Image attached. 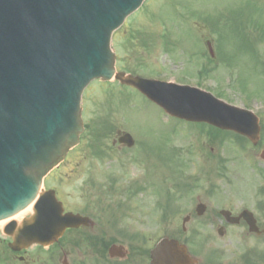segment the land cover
<instances>
[{
	"label": "rangeland",
	"instance_id": "1",
	"mask_svg": "<svg viewBox=\"0 0 264 264\" xmlns=\"http://www.w3.org/2000/svg\"><path fill=\"white\" fill-rule=\"evenodd\" d=\"M261 36L264 0H145L142 8L115 33L112 43L120 59L118 70L126 68L143 76L162 74L167 75L165 78L208 82L216 93H223L224 100L252 109L264 123ZM209 38L217 49L213 61L205 46ZM83 103L89 128L81 144L69 153L70 162L65 161L49 178L53 182L59 176L53 185L69 202L79 200L77 191L81 184L93 191L80 194L84 204L92 202L97 192H105L99 197L100 206H114L124 201L119 191L132 193L135 187L142 186L144 190L138 196L148 207L157 205L158 199L168 192L173 197L179 196L176 192L190 197L209 190L255 191L264 187L260 175L264 162L258 156L264 148L263 130L261 143L256 147L233 133L171 120L141 94L115 81L92 82L84 92ZM128 129L145 139L147 149L156 151L148 158L153 166L146 165L147 172L144 162L127 165L117 152L107 150L110 155L100 157L87 147L90 138L95 137L93 132L99 134L98 142L107 149L111 140L105 138L106 133ZM149 167L158 172L156 179L149 176ZM62 173L73 176V180L69 178L70 185L65 178L60 181ZM91 176L98 179L93 184ZM136 178L139 180L134 186ZM109 190L115 197L107 196ZM102 197H107L105 202ZM177 200L179 204L184 198ZM188 205L187 202L185 206ZM184 212L176 215L174 222H181ZM148 218L149 237L155 238L163 231L158 228V214H149Z\"/></svg>",
	"mask_w": 264,
	"mask_h": 264
},
{
	"label": "water",
	"instance_id": "2",
	"mask_svg": "<svg viewBox=\"0 0 264 264\" xmlns=\"http://www.w3.org/2000/svg\"><path fill=\"white\" fill-rule=\"evenodd\" d=\"M142 1L0 0V220L27 207L40 193L45 175L78 143L81 93L95 78L115 77L171 115L257 141L259 123L250 112L203 99L188 87L116 73L112 32ZM208 46L213 53L210 42ZM60 215V206L40 203L37 218L26 224L27 234L20 240L55 236L64 222L71 223ZM176 247L174 241H162L152 253L153 264H159L165 249L170 261Z\"/></svg>",
	"mask_w": 264,
	"mask_h": 264
},
{
	"label": "flooded vegetation",
	"instance_id": "3",
	"mask_svg": "<svg viewBox=\"0 0 264 264\" xmlns=\"http://www.w3.org/2000/svg\"><path fill=\"white\" fill-rule=\"evenodd\" d=\"M120 132L110 138V145L99 156H109L108 151L117 152L127 165L144 162L147 172L146 165L153 166L148 158L156 151L147 149L145 139L137 134L132 146L118 144L116 139ZM149 170V176L156 179L158 172L154 173L150 167ZM64 178L70 185L68 179L73 176H60V181ZM261 178L264 181V175ZM89 180L94 181L92 176ZM138 180L133 179L134 186ZM56 181L47 180L46 187L55 189L63 203L64 214L79 215L86 221L66 228L50 245L34 243L18 249L11 247L13 239L0 226V264H152V250L163 238L177 240L186 247L185 254L174 258V264H264V187L255 191L209 190L190 197L178 192L179 196L173 197L168 192L158 199L157 205L148 207L139 199L144 189L138 186L132 193L119 191L120 196H124L119 204L100 206L98 195L84 204L80 194L88 190L83 184L77 191L79 200L69 202L58 186L53 185ZM106 193L108 197H115L112 190ZM183 198L176 204L177 199ZM106 199L104 197L103 201ZM187 202L189 205L185 206ZM183 210L181 222H174L175 216ZM153 213L158 214V228L163 230L155 238L148 233V215Z\"/></svg>",
	"mask_w": 264,
	"mask_h": 264
},
{
	"label": "bare ground",
	"instance_id": "4",
	"mask_svg": "<svg viewBox=\"0 0 264 264\" xmlns=\"http://www.w3.org/2000/svg\"><path fill=\"white\" fill-rule=\"evenodd\" d=\"M31 207H32V204H31L27 209L22 210L21 213L19 214V216L22 215L23 213H26V212H28L29 210H31ZM8 220H10V219H8ZM5 222H7V220H5V221H1V222H0V225L4 224Z\"/></svg>",
	"mask_w": 264,
	"mask_h": 264
}]
</instances>
